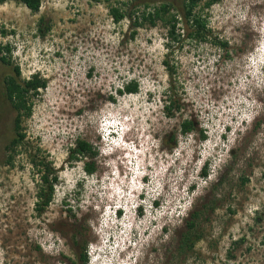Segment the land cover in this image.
Instances as JSON below:
<instances>
[{
    "label": "rangeland",
    "instance_id": "obj_1",
    "mask_svg": "<svg viewBox=\"0 0 264 264\" xmlns=\"http://www.w3.org/2000/svg\"><path fill=\"white\" fill-rule=\"evenodd\" d=\"M159 1L41 0L37 13L0 3V49L10 48L0 51V264H80L83 246L87 264H264V0L205 11L228 53L185 41L167 58L172 77L166 28L145 25L131 39L129 21L109 12ZM15 66L47 87L12 149L4 86ZM132 81L136 94L116 93ZM168 88L181 105L173 117L163 113ZM186 119L197 131L182 135ZM79 139L97 151L92 175L67 161ZM46 164L56 181L38 213ZM194 211L199 239L179 254Z\"/></svg>",
    "mask_w": 264,
    "mask_h": 264
},
{
    "label": "trees",
    "instance_id": "obj_2",
    "mask_svg": "<svg viewBox=\"0 0 264 264\" xmlns=\"http://www.w3.org/2000/svg\"><path fill=\"white\" fill-rule=\"evenodd\" d=\"M7 1L22 4L32 13H37L39 11L41 3V0H0V3L3 4ZM220 1L221 0H182L181 6L176 7L171 1L163 0L159 1L158 4L156 3L151 9L149 8V5L152 2L142 4L143 10L141 11L137 10L126 14L121 13L116 8H111L109 12L113 22L116 24L120 23L125 18L129 21L131 39L135 37L137 30L145 25L154 27L157 22H160L166 28V42L164 46L167 53L166 59L163 61V66L167 70L168 76L172 77L175 69L174 66H171L167 61V58L169 57V54L174 52L176 47H183L185 41L196 44L211 42L214 46L228 53L227 43L213 35L212 30L208 25L207 17L204 14L205 11ZM42 21L43 20L41 19L39 23H42ZM0 51H4L8 54L10 53V48L5 45ZM0 59L3 63H8L6 56H1ZM14 72L15 78H7L4 86V99L10 102L16 113L13 126L14 138L10 142V147L12 149L24 143L25 136L22 133L21 122L23 118H28L31 115V98L38 96V91L46 89L47 87V81L37 75H33L28 80H21L19 68L17 66L14 67ZM138 89V82L132 81L123 85L119 90H116V93H118L119 96L123 94H136ZM165 93L166 96L163 100V113L166 117H173L174 114L172 111H180L181 105L178 101L173 99L172 88H168ZM194 131H197L196 125L191 119H186L180 124V134L187 135ZM200 138L202 141L206 139L203 132L200 134ZM172 139L176 142L175 137ZM96 156V149L87 141L79 139L76 140L74 146L69 149L67 161H84V172L88 175H92L96 171V165L93 162V159ZM43 168L44 173L41 176V182L42 185H45V188H41L37 193L38 201L35 209L38 213H41L51 203L54 182L56 181V177H52L51 180L48 179V177L52 175V170L49 166L46 164L43 165ZM200 175L206 177L205 171H202ZM210 209H213V206H211ZM200 214V211H194L189 215L191 221H188V223L185 221V231L181 233L177 244L179 254L192 250L195 242L199 239V236L197 235V218ZM85 247L86 246L82 247V251L78 257L80 264H87Z\"/></svg>",
    "mask_w": 264,
    "mask_h": 264
},
{
    "label": "clouds",
    "instance_id": "obj_3",
    "mask_svg": "<svg viewBox=\"0 0 264 264\" xmlns=\"http://www.w3.org/2000/svg\"><path fill=\"white\" fill-rule=\"evenodd\" d=\"M115 214H116V212H115Z\"/></svg>",
    "mask_w": 264,
    "mask_h": 264
}]
</instances>
